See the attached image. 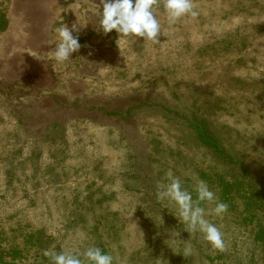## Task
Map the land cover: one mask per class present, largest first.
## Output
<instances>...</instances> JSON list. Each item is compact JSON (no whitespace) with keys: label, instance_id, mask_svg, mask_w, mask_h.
Instances as JSON below:
<instances>
[{"label":"rangeland","instance_id":"obj_1","mask_svg":"<svg viewBox=\"0 0 264 264\" xmlns=\"http://www.w3.org/2000/svg\"><path fill=\"white\" fill-rule=\"evenodd\" d=\"M193 3L132 44L97 30L99 0H0V264L91 245L114 264H264V0ZM63 24L81 47L57 63ZM173 177L228 205L206 217L223 252L157 201Z\"/></svg>","mask_w":264,"mask_h":264},{"label":"clouds","instance_id":"obj_2","mask_svg":"<svg viewBox=\"0 0 264 264\" xmlns=\"http://www.w3.org/2000/svg\"><path fill=\"white\" fill-rule=\"evenodd\" d=\"M157 9L162 11L169 26L184 17L195 19L199 15L193 0H99L94 9V15L98 17L97 30L105 35L114 30L119 39L132 44L135 38H142L144 43L158 44L161 24L157 19ZM77 30L75 24L71 28L63 24L57 29V44L52 52V58L57 63L71 60V55L80 49L79 38L73 35ZM156 198L158 202L171 204L178 221L188 231L200 232L214 250L223 252L226 249L222 231L206 217L210 214L222 215L227 212L228 205L217 202L218 198L207 183L199 181L189 191L179 178L173 177L158 190ZM208 203H215L211 211L200 206ZM190 253V248L185 249L186 255ZM43 254L50 264H114L113 255L94 245L86 247L83 252H57L53 249Z\"/></svg>","mask_w":264,"mask_h":264},{"label":"trees","instance_id":"obj_3","mask_svg":"<svg viewBox=\"0 0 264 264\" xmlns=\"http://www.w3.org/2000/svg\"><path fill=\"white\" fill-rule=\"evenodd\" d=\"M194 131L203 147L209 150L222 164L235 165L238 163L233 157L225 153L219 142L208 132L206 126L200 124L194 126ZM234 222L237 223L235 219Z\"/></svg>","mask_w":264,"mask_h":264}]
</instances>
